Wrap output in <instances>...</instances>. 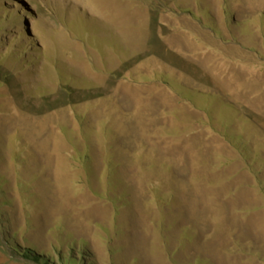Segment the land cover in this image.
<instances>
[{"label": "rangeland", "instance_id": "rangeland-1", "mask_svg": "<svg viewBox=\"0 0 264 264\" xmlns=\"http://www.w3.org/2000/svg\"><path fill=\"white\" fill-rule=\"evenodd\" d=\"M26 248L264 264V0H0V264Z\"/></svg>", "mask_w": 264, "mask_h": 264}, {"label": "trees", "instance_id": "trees-1", "mask_svg": "<svg viewBox=\"0 0 264 264\" xmlns=\"http://www.w3.org/2000/svg\"><path fill=\"white\" fill-rule=\"evenodd\" d=\"M19 48H20V47H19ZM24 251H25L26 253H24V254L22 255V257L25 258V259H27V260H32V261H34L36 264H54V263H50V260L47 259V258H42V257H39V256H37V255H33V254L30 252V250H28L27 248L24 249ZM75 258H76V257H73L72 259L67 258V260H66L67 264H72V263H73V264H82V260H76ZM57 260H58L59 262H62V264H66V263H64V260H62V258L59 259V257H58Z\"/></svg>", "mask_w": 264, "mask_h": 264}]
</instances>
